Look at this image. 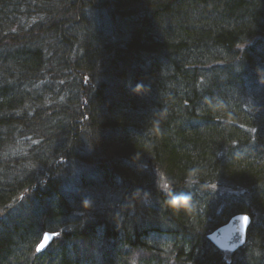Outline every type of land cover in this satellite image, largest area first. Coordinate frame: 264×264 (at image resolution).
Returning a JSON list of instances; mask_svg holds the SVG:
<instances>
[{"label":"trees","instance_id":"obj_1","mask_svg":"<svg viewBox=\"0 0 264 264\" xmlns=\"http://www.w3.org/2000/svg\"><path fill=\"white\" fill-rule=\"evenodd\" d=\"M258 69L264 0H0V264H264Z\"/></svg>","mask_w":264,"mask_h":264},{"label":"water","instance_id":"obj_2","mask_svg":"<svg viewBox=\"0 0 264 264\" xmlns=\"http://www.w3.org/2000/svg\"><path fill=\"white\" fill-rule=\"evenodd\" d=\"M244 217H247L248 219L245 220ZM250 224L251 217L248 214L239 213L232 216L228 222L211 232L208 235V238L219 249L228 252H235L245 244ZM57 235L58 233L45 232L41 241L37 245V253L44 252ZM45 236L48 237L47 243H45ZM42 244H44L45 247L38 251Z\"/></svg>","mask_w":264,"mask_h":264},{"label":"clouds","instance_id":"obj_3","mask_svg":"<svg viewBox=\"0 0 264 264\" xmlns=\"http://www.w3.org/2000/svg\"><path fill=\"white\" fill-rule=\"evenodd\" d=\"M258 72V75L264 79V70H260L258 69L257 70ZM144 91V86L142 84H137L136 85V89H135V92L136 94H141L142 92ZM208 103L211 105V101H208ZM167 194V193H166ZM176 199V197H173L169 200H167V204L169 206V208L173 211H177V210H181L179 209V205L177 204H174L173 203V200ZM186 200V204L184 203V201ZM181 202L185 205V207L182 209L184 212H187L189 209H188V205L192 202V197L190 194H187V193H184L183 194V199L181 200ZM83 207L85 209H90L92 207V201L91 200H88V199H85L83 201Z\"/></svg>","mask_w":264,"mask_h":264},{"label":"snow or ice","instance_id":"obj_4","mask_svg":"<svg viewBox=\"0 0 264 264\" xmlns=\"http://www.w3.org/2000/svg\"><path fill=\"white\" fill-rule=\"evenodd\" d=\"M244 219L247 220L248 218H247V217H244ZM47 241H48V237L45 236V243H47ZM44 247H45V245L42 244V245L40 246V249H38V251L41 250V249H43Z\"/></svg>","mask_w":264,"mask_h":264}]
</instances>
